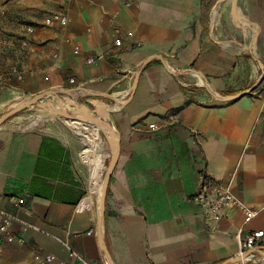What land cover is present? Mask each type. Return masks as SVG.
I'll list each match as a JSON object with an SVG mask.
<instances>
[{
	"label": "crops",
	"instance_id": "0c3cea01",
	"mask_svg": "<svg viewBox=\"0 0 264 264\" xmlns=\"http://www.w3.org/2000/svg\"><path fill=\"white\" fill-rule=\"evenodd\" d=\"M218 1L0 0L22 20L61 9L68 17L64 27L35 26L24 59L12 62L23 73L14 94L81 91L116 106L107 120L120 151L103 215L114 264H220L239 255L238 234L264 231V0H238L255 51L242 28L224 27L220 12L213 19ZM111 151L106 143L93 167L64 135L0 126V211L19 238L0 237V264H108L96 213ZM205 179L256 216L207 215L193 200ZM255 255L242 264H258Z\"/></svg>",
	"mask_w": 264,
	"mask_h": 264
},
{
	"label": "rangeland",
	"instance_id": "374dc122",
	"mask_svg": "<svg viewBox=\"0 0 264 264\" xmlns=\"http://www.w3.org/2000/svg\"><path fill=\"white\" fill-rule=\"evenodd\" d=\"M236 5H238V0H236ZM230 9L231 5L228 1H223L219 7V12L222 15L223 18V25L224 27H230L231 23L232 25L241 31V26L239 24H236L235 21H231L229 19L230 16ZM51 14V11L49 12H42L37 19L34 20H22L21 16L18 14H12L9 11L2 10L0 11V114L5 112L7 109L10 108V105L15 102L19 101L21 99L28 98L30 96H24L21 93L14 94L10 90V86L13 82H18L20 76H22L21 70L15 69V64H12V62L16 60L22 61L24 59L26 53L25 49L28 46V40L30 39V35L26 34V31H22L23 35L19 38V36L22 34H19L20 31L18 29L20 28V25H23V27L26 29L27 25H33V26H40L41 20H43ZM27 23V24H26ZM39 29V27L37 28ZM27 41V43H26ZM17 65H21L20 62L17 63ZM18 67V66H17ZM11 74L15 77L14 79L7 80L9 76L7 74ZM15 80V81H14ZM58 90V97L61 101H65L68 98H70V95H66L67 92L61 89ZM46 90L45 92H47ZM68 94V93H67ZM86 97H76V102L78 105H84L86 109L89 111L90 114L102 116L104 119H108V113L104 112V110L101 108L102 104L105 105H112L104 103L103 101H86ZM216 99L221 100V98L216 97ZM50 100L54 101L53 98L50 96H45L42 102ZM39 114L44 118V121L40 125H35L32 127H26L25 123H27L30 119L33 118L34 115ZM20 118L21 123H17L15 121V118ZM5 123L8 124H14L22 129H37V130H44L47 132H51L54 134L64 135L68 140L73 142L76 147L80 148V151H82L86 146L84 142L81 141L80 137L74 134L69 127L70 120L66 119L64 117L55 116V117H49V115L45 112L43 108H40L37 105H34L32 108L22 109L16 114H14L12 117H10ZM100 136L103 141V145H105L108 142V137L100 131ZM108 161V160H107ZM108 163V162H106ZM260 257V256H259Z\"/></svg>",
	"mask_w": 264,
	"mask_h": 264
},
{
	"label": "built area",
	"instance_id": "2783aa9c",
	"mask_svg": "<svg viewBox=\"0 0 264 264\" xmlns=\"http://www.w3.org/2000/svg\"><path fill=\"white\" fill-rule=\"evenodd\" d=\"M68 23V17L65 10H57L49 14L42 22V26H53L57 25L60 27L66 26ZM27 35H32L35 31V26H27L26 29ZM27 43V41H26ZM114 44L119 46L122 44V40L120 38H116L114 40ZM75 53H78V49L75 48ZM86 62L88 64H93L95 62V58L89 56L86 58ZM73 82V79H70V83ZM66 91V90H64ZM150 128H155L154 124L150 125ZM193 200L198 202L205 213L213 218H218L220 215L224 213L227 209H235L239 211L244 219V222L251 221L257 214L255 208L249 207L245 205L231 190L228 188L219 187L213 182H209V180L205 179L201 184L197 193L193 195ZM11 215L8 213H4L0 211V237L7 240V242H12L19 240L18 237L13 236L8 228L11 221ZM241 233V231L239 232ZM264 234L263 230H255L247 233L243 238L240 234L237 235L239 239V255L242 253L257 248L262 236ZM258 253V252H256ZM76 256L74 252H69V257ZM47 261H50V256L45 257ZM261 260H258V264H264V256L261 254ZM250 260H256L255 253L249 255L246 259L239 262L238 264H242L248 262ZM75 264H102L97 262H86L82 259L78 260ZM104 264V263H103ZM107 264V263H106Z\"/></svg>",
	"mask_w": 264,
	"mask_h": 264
},
{
	"label": "bare ground",
	"instance_id": "6f19581e",
	"mask_svg": "<svg viewBox=\"0 0 264 264\" xmlns=\"http://www.w3.org/2000/svg\"><path fill=\"white\" fill-rule=\"evenodd\" d=\"M223 1H228L231 5L230 9V19L235 21L236 24H239L242 28L243 33L246 36V39L250 42L252 49L255 51V45L253 44L255 40V34H256V28L253 24H251L241 13V10L239 9L238 5L235 4L236 0H219L218 3L212 8V16L213 19H216L219 16V7ZM198 78V80L201 82V77L199 74H195ZM79 92V91H78ZM78 92L71 93L70 98H68L65 101H61L59 97L51 96V98L54 99V107L46 108L44 109L45 112L49 115V117H55L57 115L56 110L63 106L67 111L70 113H73L76 116H91L89 111L86 109L84 105H78L76 102V96ZM79 93L82 94L80 91ZM48 96V97H49ZM20 101V100H19ZM19 101L13 102L10 107L17 106ZM101 108L103 110H106L107 112L115 110V105H105L102 104ZM15 121L17 123H21L20 118H15ZM44 121V118L36 114L33 116L32 119H30L27 123H25L26 127H32L35 125H40ZM69 127L71 128L72 132L80 137L81 141L86 144L87 147L83 149V154L88 158L90 164L93 167H96L100 159L102 157L103 150L105 148V145H103L102 138L100 136V131H102L106 136H108V144L109 147L112 149V144L114 141V138L112 135H110L109 130L101 124L95 123L88 119H81V118H75L70 120Z\"/></svg>",
	"mask_w": 264,
	"mask_h": 264
},
{
	"label": "water",
	"instance_id": "95a60500",
	"mask_svg": "<svg viewBox=\"0 0 264 264\" xmlns=\"http://www.w3.org/2000/svg\"><path fill=\"white\" fill-rule=\"evenodd\" d=\"M235 4H236V1H235ZM134 86H135V82H134L133 87ZM245 94L246 93H241L240 95L242 96ZM49 95L58 97V90H49L47 92L38 93L28 98L21 99L19 103L17 104V106L10 107L5 112L0 114V126L3 125L10 117H12L14 114H16L22 109L32 108L34 105H37L43 109L54 107L53 101L46 100L42 102L44 97L49 96ZM229 99H231L230 96H223V98H221V100H224V101L229 100ZM56 112H57L56 116L64 117L69 120H72L75 118H81V119L85 118L95 123L101 124L105 126L107 130H109L110 135H112V137L114 138V141L112 144L111 155H110V158L108 159V163L105 167V173L101 181L99 203H98V208H97V213H96V232H97L98 244L101 250L104 252V255L106 257L108 264H114L110 256V253L103 242V215H104V204H105V199H106L107 188L109 185V181H110L114 166L118 160L119 151H120V141H119V138L117 137L116 130L114 126L108 120L104 119L102 116L91 114V116H80L79 117L67 111L63 106H60L56 110ZM104 112L108 113L106 110H104ZM255 252H258L264 256L263 250L253 248V249H250L242 253L241 255L225 260L221 262L220 264H238L239 262L243 261L249 255H252Z\"/></svg>",
	"mask_w": 264,
	"mask_h": 264
}]
</instances>
